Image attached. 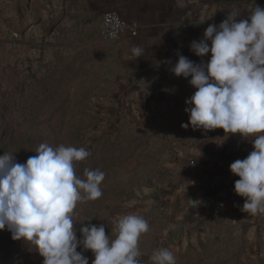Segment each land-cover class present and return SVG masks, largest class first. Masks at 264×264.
<instances>
[{
  "label": "rangeland",
  "instance_id": "1",
  "mask_svg": "<svg viewBox=\"0 0 264 264\" xmlns=\"http://www.w3.org/2000/svg\"><path fill=\"white\" fill-rule=\"evenodd\" d=\"M90 18L82 0H0V147L19 163L42 143L90 152L75 173L86 179L85 169L104 172L103 195L77 203L78 239L88 224H103L115 239L114 217L131 213L149 223L139 239L140 264H153L161 248L173 251L176 264H264V234L251 240L224 225L185 238L157 217L161 195L173 185L184 123L169 106L121 99L130 74ZM77 251L92 264L91 250ZM43 260L31 242L0 230V264Z\"/></svg>",
  "mask_w": 264,
  "mask_h": 264
},
{
  "label": "clouds",
  "instance_id": "2",
  "mask_svg": "<svg viewBox=\"0 0 264 264\" xmlns=\"http://www.w3.org/2000/svg\"><path fill=\"white\" fill-rule=\"evenodd\" d=\"M238 17V11L228 12L219 25L205 29L202 39L191 42L196 56L211 53L207 63L177 53L178 61L170 71L177 77H191L189 83L196 89L185 101L189 123L182 127L223 129L225 140L239 133L252 143L254 150L231 163L230 171L239 177L236 194L245 198L241 211L264 215V7L257 5L248 17ZM143 51L134 45L131 57H142ZM35 153L24 163L11 153L0 155V230L7 227L13 240L31 242L43 264H89L77 251L80 245L94 254L92 264H140L139 239L149 230L140 215L114 217L115 239L106 235L103 224L82 225V239H78L73 222L77 203L103 195L104 172L85 169L86 179L75 173V163L86 160L90 152L84 147L53 148L42 143ZM151 260L176 264L168 248L155 251Z\"/></svg>",
  "mask_w": 264,
  "mask_h": 264
},
{
  "label": "crops",
  "instance_id": "3",
  "mask_svg": "<svg viewBox=\"0 0 264 264\" xmlns=\"http://www.w3.org/2000/svg\"><path fill=\"white\" fill-rule=\"evenodd\" d=\"M257 5L264 7V0H82V8L92 18L87 24L94 22L103 31L104 14L115 12L138 30L137 36L125 35L113 44L130 74L122 84L128 91L121 99L127 96L135 105L150 104L152 109L169 106L184 124L189 123L185 101L196 89L189 83L191 77H177L170 71L178 61L177 53L207 63L211 53L196 56L191 42L202 39L205 29L219 25L228 12L236 10L243 19ZM134 45L144 50L142 57H131ZM225 135L223 129L194 130L190 124L183 129L181 154L170 173L173 185L162 193L157 217L172 228L179 227L185 238L220 232L224 225L251 240L257 233L264 234V215L241 211L245 198L236 194L239 177L230 171L231 163L246 158L253 145L239 133L226 140Z\"/></svg>",
  "mask_w": 264,
  "mask_h": 264
},
{
  "label": "built area",
  "instance_id": "4",
  "mask_svg": "<svg viewBox=\"0 0 264 264\" xmlns=\"http://www.w3.org/2000/svg\"><path fill=\"white\" fill-rule=\"evenodd\" d=\"M103 35L112 42L120 41L125 35L137 36L135 26L126 24L115 12H108L103 16Z\"/></svg>",
  "mask_w": 264,
  "mask_h": 264
},
{
  "label": "trees",
  "instance_id": "5",
  "mask_svg": "<svg viewBox=\"0 0 264 264\" xmlns=\"http://www.w3.org/2000/svg\"><path fill=\"white\" fill-rule=\"evenodd\" d=\"M5 149L3 148V146L0 147V155H3V153H5Z\"/></svg>",
  "mask_w": 264,
  "mask_h": 264
}]
</instances>
